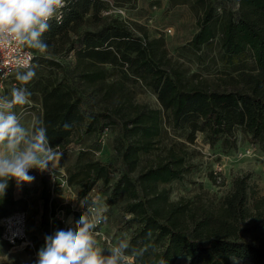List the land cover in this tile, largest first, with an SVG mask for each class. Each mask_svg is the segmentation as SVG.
Instances as JSON below:
<instances>
[{"label": "trees", "instance_id": "trees-1", "mask_svg": "<svg viewBox=\"0 0 264 264\" xmlns=\"http://www.w3.org/2000/svg\"><path fill=\"white\" fill-rule=\"evenodd\" d=\"M192 1L201 8L198 29L188 41L197 54L216 38V14L210 0ZM106 11L107 0H66L61 21L50 22L43 36L48 53L32 49L36 75L26 87L40 105L35 120L47 128L53 148L118 129L115 159L77 163L67 170V184L78 185L79 195L85 196L101 181L108 206L124 200L127 253L135 254L134 262L231 264L239 259L264 264V194L249 173L235 175L218 199L201 190L171 200L165 185L192 168L183 153L168 148L138 170L141 156L157 147L165 113L172 128L203 131L227 148L236 149L237 130L264 148V0H239L235 13L226 11L218 46L219 60L228 70L218 87L189 74L169 55L161 36L151 37L143 24ZM69 53L72 62L66 64L62 58ZM109 67L121 77L109 79ZM129 81L151 89L160 108L137 103ZM209 179L218 183L212 174ZM41 180V221L58 210L79 220L70 205L51 198L47 180ZM15 182L10 180L0 196V218L16 203ZM223 183L224 178L217 185Z\"/></svg>", "mask_w": 264, "mask_h": 264}, {"label": "rangeland", "instance_id": "rangeland-1", "mask_svg": "<svg viewBox=\"0 0 264 264\" xmlns=\"http://www.w3.org/2000/svg\"><path fill=\"white\" fill-rule=\"evenodd\" d=\"M108 2V16H115L117 9H122L124 15H117L118 18L127 21H136L143 24L151 37L161 36L164 39L165 47L169 55L182 63L189 74L197 73L206 80L212 87L222 85L220 78L223 72L228 70L219 60L218 40L220 28L226 11L236 12L239 0H210L215 6L214 28L216 38L204 46L200 53H194L188 46V41L198 29L197 19L201 14L199 8L192 0H110ZM121 16V17H120ZM170 30V31H168ZM70 54L62 58V62L71 64ZM37 61L33 65L36 66ZM250 66V61L245 62ZM109 79L121 77L120 73L112 72ZM230 72H233L232 70ZM16 74L6 78L0 89V95H9L13 87L20 86L15 79ZM128 86L133 94V99L150 108H160L153 91L140 83L129 81ZM30 104L17 107V114L21 117L22 123L28 124L40 113V105L30 99ZM162 134L159 138L156 149L147 155H142L138 164V170L150 162L165 154L168 148H173L184 154L185 160L191 165V170L182 179L173 180L166 184L170 191V199L176 200L180 197H191L201 190H207L214 195L215 199L220 198L230 188L231 179L238 174L249 173L251 180L257 184L261 194H264V148L251 143L240 131L236 132V149L225 147L221 140L215 142L207 137L206 133L197 130L194 134L189 129H176L169 125L164 114ZM118 129L116 127L106 129L99 139L94 136H86L82 142L76 144L70 142L64 148H55L62 153L54 167L49 164L48 170L40 172L32 169L29 175L35 179L31 183L18 185L15 182L13 198L16 203L9 208L8 212L23 210L27 214V235L32 241V247H10L0 239V264H36L34 253L44 246L45 236L53 235L55 231L74 227V219L68 221L65 214L62 217L45 214L42 221V180L45 178L51 190V198L59 203L70 205L73 211H80L81 201L87 197L89 205L97 208L105 207L103 213L102 231L106 236L111 237V244L107 245L96 236L97 245L108 254L107 248L116 245L121 239L128 241L129 229L124 224L127 215H124V200L116 205L108 206L105 197L108 192L102 188V182L98 181L85 195L80 196L78 185H68L66 182L67 170L72 169L77 163L100 159L103 161L114 160L113 149L114 139ZM216 177L217 184L224 178L223 185L214 184L209 176ZM116 173L112 175L114 179ZM36 242V244H35ZM106 254V255H107ZM133 264H139L133 261ZM176 264H185L183 259ZM231 264H250L246 260L232 259Z\"/></svg>", "mask_w": 264, "mask_h": 264}, {"label": "clouds", "instance_id": "clouds-1", "mask_svg": "<svg viewBox=\"0 0 264 264\" xmlns=\"http://www.w3.org/2000/svg\"><path fill=\"white\" fill-rule=\"evenodd\" d=\"M64 7L65 0H0V47L14 44L47 54L49 45L43 36L50 30V22L59 20L58 13ZM17 65L15 79L20 86L13 87L9 95H0V196L10 180L18 185L31 183L35 177L29 175L30 170L47 171L62 154L50 145L42 121L25 124L17 114V107L31 102L32 93L26 85L36 75V66L28 61H17ZM81 207L86 210L74 227L45 236L36 264H133L135 254L127 253V240L108 247L107 255L97 245L95 229L107 208L90 206L87 197Z\"/></svg>", "mask_w": 264, "mask_h": 264}, {"label": "built area", "instance_id": "built-area-1", "mask_svg": "<svg viewBox=\"0 0 264 264\" xmlns=\"http://www.w3.org/2000/svg\"><path fill=\"white\" fill-rule=\"evenodd\" d=\"M111 2L110 0H107ZM66 6V0H65ZM64 12V8L60 10L58 13L59 20L53 19V22L59 23L62 19V15ZM115 12V16L124 15V11L120 8ZM106 14L109 12L106 11ZM121 17V16H120ZM51 21V22H52ZM170 31V30H168ZM34 53L33 50L27 47H16L14 44L8 47H0V89L2 82L10 77L12 74L17 72L18 65L17 61L24 62L28 61L29 63H33ZM92 207H96L95 205H90ZM97 208V207H96ZM86 210L78 211L80 217L83 212ZM103 219L100 224H98L95 229L96 236L101 239L107 245L111 244V237L106 236L102 231ZM0 228H1V237L0 239L4 241L10 247H32V241L28 238L27 235V214L23 210H15L7 213L6 215L0 218ZM35 260L37 261L38 257L36 253H34Z\"/></svg>", "mask_w": 264, "mask_h": 264}, {"label": "crops", "instance_id": "crops-1", "mask_svg": "<svg viewBox=\"0 0 264 264\" xmlns=\"http://www.w3.org/2000/svg\"><path fill=\"white\" fill-rule=\"evenodd\" d=\"M63 214H64V212L62 210H58L55 215H57V217H62ZM66 216L69 217V219H68L69 222L73 220V215L72 214H69V215H66ZM104 254L106 255L107 253H104Z\"/></svg>", "mask_w": 264, "mask_h": 264}]
</instances>
